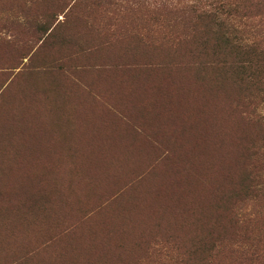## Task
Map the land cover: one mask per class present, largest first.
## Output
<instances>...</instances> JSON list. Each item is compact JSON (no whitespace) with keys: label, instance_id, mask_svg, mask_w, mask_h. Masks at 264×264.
I'll use <instances>...</instances> for the list:
<instances>
[{"label":"rangeland","instance_id":"rangeland-1","mask_svg":"<svg viewBox=\"0 0 264 264\" xmlns=\"http://www.w3.org/2000/svg\"><path fill=\"white\" fill-rule=\"evenodd\" d=\"M23 1L0 0V264H249L232 247L264 244V202L228 190L246 175L264 188V97L225 128L206 106L224 92L174 66L156 28L80 5L102 34L68 42L83 23ZM47 76L57 102L43 100ZM235 206L257 214L252 233L233 226Z\"/></svg>","mask_w":264,"mask_h":264},{"label":"trees","instance_id":"trees-1","mask_svg":"<svg viewBox=\"0 0 264 264\" xmlns=\"http://www.w3.org/2000/svg\"><path fill=\"white\" fill-rule=\"evenodd\" d=\"M22 3L29 7L35 3L49 4L50 7L43 11L44 15L39 14L40 19L46 20L49 17L54 22L58 16H61V21H57V24L67 22L65 24L67 26L70 21L83 23L82 29L76 25L65 29L62 39L68 42L77 36L81 38L102 34L100 30L92 26V20L96 16L91 15V12H80L81 8H75L80 5L83 6L82 9L88 8L89 10L96 6H103L104 9L114 8L117 10L116 18L120 17V12H126L130 13L128 15L132 16L131 18L143 20V24L147 27L143 31L156 28L155 33L158 30L166 37L167 40L164 43H168L170 50L176 56L177 61L174 62V66L192 71L195 76L206 81L211 86L210 88L220 93L224 92L226 104L208 98L206 106L209 107L211 116L220 120L225 128L226 124L229 127L232 123L235 113L242 117V120L249 121L256 108L253 100L261 95L264 97V0H24ZM100 17L104 20V15ZM111 19L108 18L105 21ZM47 28L44 24L38 32L48 37L52 35L55 26L49 30ZM91 41V39L85 40V42ZM91 48L86 49L89 52ZM163 65L167 67L171 65L169 58L163 62ZM242 84L244 90H248L243 103L240 102L243 97L237 95ZM43 85L44 90L41 93L44 101L52 102L54 99L57 102L61 98L60 92L58 94L56 88L53 87L50 76L45 77ZM229 89H235L234 96L228 92ZM53 104L57 106L56 103ZM63 107L68 108L64 104ZM238 108L243 111H238ZM248 111L251 113L248 114ZM65 121L66 118L63 122ZM260 122L263 123L264 119ZM55 124L58 125L57 120L52 119L51 127L57 133L56 136L61 137L62 124L60 127L54 126ZM41 140L43 141V137ZM40 148L32 150L37 153L42 149L43 151L48 150L45 145ZM254 154L251 153L250 156ZM256 177V175L244 176L238 185L240 188H229V195H241L242 197L237 200L239 204H244L246 200L264 202V200L256 199L258 195L264 193V188L257 185V182L254 183ZM15 186L16 184L6 192L16 197L18 188ZM26 195L29 196L30 192ZM234 209L233 226H244L248 233H252L257 223V214L253 213L255 215L249 216L250 214L238 212L239 208L236 206ZM213 225V227H219L218 221H214ZM256 235L258 233L249 240ZM259 244L260 241L255 244L252 241L246 245L233 244L234 250L232 251L239 252L241 259L249 264H264V244ZM220 252L219 249L216 254Z\"/></svg>","mask_w":264,"mask_h":264}]
</instances>
